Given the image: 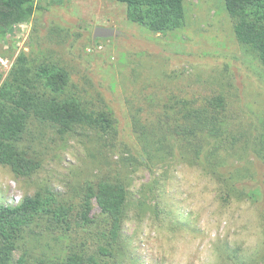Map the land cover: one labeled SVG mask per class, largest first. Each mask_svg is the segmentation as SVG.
I'll return each instance as SVG.
<instances>
[{"label": "rangeland", "instance_id": "obj_1", "mask_svg": "<svg viewBox=\"0 0 264 264\" xmlns=\"http://www.w3.org/2000/svg\"><path fill=\"white\" fill-rule=\"evenodd\" d=\"M35 1L30 21L0 39V84L21 53L37 64L59 65L92 108L115 112L122 138L80 129L62 138L41 128L43 169L27 181L0 166V203L16 205L46 180L65 193L99 177L126 176L133 196L123 225L128 264H221L234 250L246 258L256 254L264 225L255 206L220 204L216 184L196 167L124 162L135 142L130 114L137 106L223 93L241 113L264 115L263 68L238 44L224 1L183 0V27L165 34L128 21L126 6L115 0ZM97 27L115 33L93 39Z\"/></svg>", "mask_w": 264, "mask_h": 264}, {"label": "trees", "instance_id": "obj_2", "mask_svg": "<svg viewBox=\"0 0 264 264\" xmlns=\"http://www.w3.org/2000/svg\"><path fill=\"white\" fill-rule=\"evenodd\" d=\"M115 1L126 6L128 21L150 32L171 33L184 25L183 0ZM223 1L238 44L264 72V0ZM37 9L35 0H0V39ZM83 94L65 68L19 54L0 84V166L15 179L36 178L43 169L36 134L41 128L62 138L78 129L118 138L115 112L92 108ZM230 101L216 93L137 106L130 114L132 153L121 160L147 169L170 162L196 167L216 184L220 204L248 202L264 225V115L241 113ZM129 185L126 176H103L60 193L46 180L18 204L0 203V264H128L123 225L133 199ZM221 261L264 264V241L251 257L234 250Z\"/></svg>", "mask_w": 264, "mask_h": 264}, {"label": "water", "instance_id": "obj_3", "mask_svg": "<svg viewBox=\"0 0 264 264\" xmlns=\"http://www.w3.org/2000/svg\"><path fill=\"white\" fill-rule=\"evenodd\" d=\"M114 33L111 28L97 27L93 32V39H106L112 37Z\"/></svg>", "mask_w": 264, "mask_h": 264}]
</instances>
